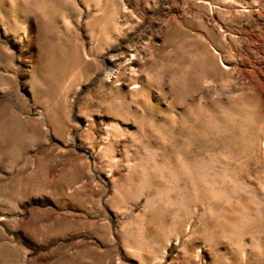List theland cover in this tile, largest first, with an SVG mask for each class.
Masks as SVG:
<instances>
[{"label": "rangeland", "instance_id": "rangeland-1", "mask_svg": "<svg viewBox=\"0 0 264 264\" xmlns=\"http://www.w3.org/2000/svg\"><path fill=\"white\" fill-rule=\"evenodd\" d=\"M0 0V264H264V0Z\"/></svg>", "mask_w": 264, "mask_h": 264}, {"label": "bare ground", "instance_id": "bare-ground-1", "mask_svg": "<svg viewBox=\"0 0 264 264\" xmlns=\"http://www.w3.org/2000/svg\"><path fill=\"white\" fill-rule=\"evenodd\" d=\"M90 3H91L93 6L96 4V2H95L94 0H90V1L84 3V7H85V8H88V7L90 6V5H89Z\"/></svg>", "mask_w": 264, "mask_h": 264}]
</instances>
